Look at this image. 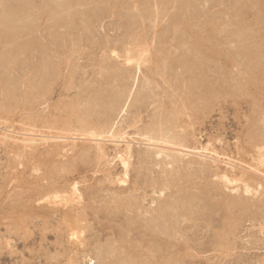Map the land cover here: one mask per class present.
<instances>
[{
  "label": "rangeland",
  "instance_id": "374dc122",
  "mask_svg": "<svg viewBox=\"0 0 264 264\" xmlns=\"http://www.w3.org/2000/svg\"><path fill=\"white\" fill-rule=\"evenodd\" d=\"M23 1L0 4V132L49 143L0 135V264H264V0H30L14 22ZM161 212L178 223L158 261Z\"/></svg>",
  "mask_w": 264,
  "mask_h": 264
},
{
  "label": "bare ground",
  "instance_id": "6f19581e",
  "mask_svg": "<svg viewBox=\"0 0 264 264\" xmlns=\"http://www.w3.org/2000/svg\"><path fill=\"white\" fill-rule=\"evenodd\" d=\"M10 1V0H9ZM12 1V0H11ZM77 1V0H76ZM82 1V0H81ZM108 1V0H107ZM112 1V0H111ZM110 1V2H111ZM177 1V0H176ZM182 1V0H181ZM3 2V0H0V4ZM14 2V1H13ZM16 2V1H15ZM73 2V1H72ZM109 2V4H111ZM124 2H125V0H124ZM4 3V2H3ZM23 3L25 4V6L23 7V8H19L20 10H18L17 12H15L13 15H10L9 16V18L11 19V20H13L14 22H17V21H22L23 19H25L26 18V16L27 15H29V11H31L32 9L31 8H28V6L30 5V0H24L23 1ZM46 3V2H45ZM63 3V2H62ZM113 3V2H112ZM236 3V2H235ZM114 4H116V2L114 3ZM123 4V3H122ZM142 4V3H141ZM156 4V3H155ZM76 5V4H75ZM181 5V4H180ZM179 5V6H180ZM21 6V5H20ZM112 6V5H111ZM110 6V7H111ZM4 7V6H3ZM19 7V6H18ZM183 7V6H182ZM181 7V8H182ZM55 8V7H54ZM53 8V9H54ZM235 8V7H234ZM31 9V10H30ZM45 8H43V10H44ZM60 9H62L61 7H59V8H57V10H55V13H58V12H60ZM160 9V8H159ZM188 9V8H187ZM186 9V10H187ZM38 10H41V9H38ZM42 10V11H43ZM51 10V9H50ZM33 11V10H32ZM66 11V10H65ZM37 12V11H36ZM48 12V11H47ZM180 12H181V10H180ZM183 12V11H182ZM241 12H242V10H241ZM49 13V12H48ZM157 13V12H156ZM46 14V13H45ZM52 14V13H51ZM182 14V13H181ZM185 14V13H184ZM32 15H34V14H32ZM36 15V14H35ZM145 15V14H144ZM169 15V14H168ZM35 17V16H34ZM44 17H45V15H44ZM50 17V16H49ZM157 17V16H156ZM7 19H8V17L6 16V14H5V12H3V11H0V22L2 23V24H4V25H7L8 23H7ZM34 24V23H33ZM36 24V23H35ZM32 25V24H31ZM215 25V24H214ZM26 26V25H25ZM34 26V25H33ZM183 26V25H182ZM190 26V25H189ZM217 26V25H216ZM176 28V27H175ZM11 29H13V30H15V31H17L16 30V28L15 27H11ZM210 30V29H209ZM23 32V31H22ZM207 32H209V31H207ZM206 32V33H207ZM174 33V32H173ZM172 33V34H173ZM210 33V32H209ZM3 34V33H2ZM17 34H21V31H17ZM186 34V33H185ZM184 34V35H185ZM208 34V33H207ZM2 36V35H1ZM18 36V35H17ZM23 36V35H22ZM59 36V35H58ZM29 37V36H28ZM19 39H21V38H19ZM43 40H44V38H43ZM204 40V39H203ZM62 41V40H61ZM201 42V41H200ZM215 42V41H214ZM8 43V42H7ZM13 43V42H12ZM15 43V42H14ZM199 43V42H198ZM17 44V43H16ZM137 45V44H136ZM201 45V44H200ZM196 46H198L197 44H196ZM6 47V46H5ZM18 47V46H17ZM32 46H27V45H24V46H19L17 49H16V51L17 52H20V51H25V50H27L28 48H31ZM48 47V46H47ZM241 47V46H240ZM42 48V47H41ZM131 48V47H130ZM197 48V47H196ZM195 48V49H196ZM201 48V47H200ZM203 48V47H202ZM205 48V47H204ZM38 49V48H37ZM139 49V48H138ZM208 49V48H207ZM210 49V48H209ZM34 50V52H36L35 51V49H33ZM32 50V51H33ZM205 50V49H204ZM215 50V49H214ZM44 51V50H43ZM138 51V50H137ZM195 51V50H194ZM130 52V51H129ZM144 52H146L147 53V51H145V50H143V49H141V50H139L138 51V53H137V56H133V58L131 57V56H129L130 54H128V56H129V59H128V61H129V63H131L132 62V60L133 61H137L136 63H138V69H139V66H141V64H142V62H144V61H142L143 60V58L145 59L146 58V55H145V53ZM259 52V51H258ZM262 52V51H261ZM10 54V53H9ZM23 55H24V53H22ZM149 54V53H148ZM143 55H145V57L143 56ZM205 55H206V53H205ZM211 55V54H210ZM218 56V55H217ZM131 57V58H130ZM30 58V57H29ZM126 58H128V57H126ZM147 59V58H146ZM198 59V58H197ZM131 60V61H130ZM51 64V63H50ZM16 65V64H15ZM255 65V64H254ZM17 66H19V65H17ZM251 66V65H250ZM191 67V66H190ZM191 69V68H190ZM6 70V69H5ZM152 70V69H151ZM46 72H48V71H46ZM202 72V71H201ZM154 73V72H153ZM156 73V72H155ZM43 76V75H42ZM252 76H253V74H252ZM4 78H5V76H4ZM45 78V77H44ZM251 78V77H250ZM253 78V77H252ZM11 80V79H10ZM51 82V81H50ZM203 82V81H202ZM249 82V81H248ZM44 83V82H43ZM191 83V82H190ZM46 84H48V83H46ZM249 84V83H248ZM2 85V84H1ZM15 85V84H14ZM255 86V85H254ZM1 87V86H0ZM26 87V86H25ZM5 88H6V86H5ZM29 88V87H28ZM45 88H47V87H45ZM260 90V89H259ZM34 91L35 92H38L39 91V93H40V89H39V87L38 86H34ZM34 92V93H35ZM6 93V92H5ZM8 94V93H7ZM18 94V93H17ZM48 96V95H47ZM9 97L10 96H8V99H9ZM11 98V97H10ZM22 99V98H21ZM92 101H94L93 99H92ZM18 107V106H17ZM124 109V108H123ZM122 109V110H123ZM121 110V111H122ZM124 111V110H123ZM122 111V112H123ZM12 113V112H11ZM10 113V114H11ZM72 114V113H71ZM105 115V114H104ZM37 117V116H36ZM163 121H166V120H164L163 119ZM168 121V120H167ZM70 123V122H69ZM85 123V122H84ZM93 123V122H92ZM165 123H167V122H165ZM97 124V123H96ZM100 124V123H99ZM1 126V125H0ZM113 126H114V123H113ZM166 126V125H165ZM113 128V127H112ZM1 131V130H0ZM31 131V130H30ZM96 131V130H95ZM112 131V130H111ZM111 131H109V132H111ZM153 131H155V132H153V134L155 133L156 134V136H153V138L154 137H157V138H159L158 140L157 139H153L152 137L150 138L151 140H149L154 146H156V147H158V148H160L161 149V147H159V145H165V147H163L162 146V148H165L166 149V144H171V143H169V140L167 141V140H164L165 139V137L164 136H168V132H169V128H166V127H163V126H159L158 127V129L156 128L155 130H153ZM2 132V131H1ZM0 132V135H1V139H2V141H7L8 142V139H13V140H11V141H20L21 143H23L24 145H26L28 148L30 147H32V148H35L37 145H42V144H46V143H49L48 141V139H45V138H43V136H42V134L41 135H38L37 136V134H35V135H33V136H30V135H27V134H23L22 135V139H15V138H17V137H15V138H12V137H10L9 136V134L7 135V134H5V131H4V133H1ZM9 132V131H8ZM7 132V133H8ZM105 132V131H104ZM9 133H12L13 134V132H9ZM16 133V132H15ZM14 133V135H17V134H15ZM32 133V132H31ZM29 134V133H28ZM113 134V133H112ZM112 134H111V140H112V142L113 143H115L116 144V146H118V147H120L121 146V144L120 143H125L124 144V149L122 148L121 149V152H122V150H123V153H120L119 154V158L122 160L121 162L124 164V167L127 169L129 166H128V159L131 157L132 158V154L134 153L133 152V142H126L125 141V139H117V138H115V136H112ZM159 137H158V136ZM175 135V134H174ZM12 136V135H11ZM93 136V135H92ZM95 137V136H94ZM94 137H92L93 139H94ZM97 137V136H96ZM95 137V138H96ZM51 139H62L63 140V144H65L66 146L68 145V146H71V144H72V142H71V138L70 137H67V136H60V137H53V138H51ZM89 139V138H88ZM98 139H100L99 141L102 143V141H104V138H98ZM153 139V140H152ZM174 139V138H173ZM56 140V142H58V144H59V141H57ZM62 140H61V142H62ZM77 140V139H76ZM90 140V139H89ZM110 140V141H111ZM123 140V141H122ZM175 140V139H174ZM179 140V139H178ZM16 141V142H17ZM51 141H53V140H51ZM96 141H98V140H96ZM173 141V140H172ZM171 141V142H172ZM179 142H180V140H179ZM150 143V144H151ZM10 144V143H9ZM100 144V143H99ZM151 144V145H152ZM47 145V144H46ZM60 145H62V144H60ZM74 145V144H73ZM101 145V144H100ZM100 145H97L99 148L98 149H101V146ZM123 145V144H122ZM152 145V146H153ZM25 146V147H26ZM67 146V147H68ZM179 146V145H178ZM62 147V146H61ZM64 147V146H63ZM62 147V148H63ZM155 147V148H156ZM21 148V147H20ZM172 148V147H171ZM23 149V148H22ZM64 149V148H63ZM119 149V148H118ZM117 149V150H118ZM97 150V149H96ZM116 150V149H115ZM167 150V149H166ZM180 150H181V148H180ZM186 150V149H185ZM204 151H202L201 152V150H195L196 152H194V153H196V155L197 156H199L200 158H202V159H206V160H208V158H210L211 160H213L215 163H220V162H223L224 164L226 163L225 161H222L219 157H211L209 154H210V151H208L209 152V154L207 153V152H205V149H203ZM60 151V150H59ZM163 151H164V149H163ZM193 151V150H192ZM99 152V151H98ZM105 152V151H104ZM162 152V151H161ZM161 152H159L158 153V155L159 154H161ZM172 153H170L169 155H167V158H170L171 159V162L172 163H174L173 161H175V162H178L179 160H180V158L178 157V155H177V153H182L183 154V152L182 151H179V150H177V151H171ZM187 152V151H186ZM193 153V152H192ZM193 153V154H194ZM101 154V153H100ZM163 154V153H162ZM185 155V154H184ZM100 156V155H99ZM104 156V155H103ZM102 156V157H103ZM106 156V155H105ZM186 156H188V155H186ZM196 156V157H197ZM210 156V157H209ZM130 158V159H131ZM224 160V159H223ZM130 163V162H129ZM121 164V163H120ZM227 165H230V167L232 168V169H235V168H237V166L235 165V164H233V163H231V162H228V163H226ZM130 165V164H129ZM262 165H263V163H262ZM123 166V165H122ZM239 168V167H238ZM240 170V169H239ZM125 171H128V170H125ZM229 172V171H228ZM236 172V171H235ZM247 172V171H246ZM245 172V173H246ZM126 173V172H125ZM126 175H127V173H126ZM128 177V176H127ZM226 179H227V181H229V183L230 182H232L231 181V179L227 176V175H225L224 176ZM128 180V179H127ZM240 181V180H239ZM243 181V180H242ZM247 181H248V179H247ZM250 181V180H249ZM123 183H126V181H124ZM233 183V182H232ZM251 183V182H250ZM76 184V183H75ZM243 184H244V182H243ZM232 185V184H231ZM77 189H78V187H77ZM77 189H75V192L77 191ZM253 190H254V188H252ZM261 189V188H260ZM79 190V189H78ZM248 191H249V188H248ZM255 191V190H254ZM78 193L80 192V191H77ZM73 194H74V192H72ZM77 193H75V195H76ZM80 194V193H79ZM73 199V198H72ZM237 201V200H236ZM67 202V201H66ZM189 202V201H188ZM192 202V201H191ZM230 202V201H229ZM185 203V202H184ZM244 203V202H243ZM135 204V203H134ZM133 204V205H134ZM178 204V205H177ZM176 205H177V207L178 206H182V205H179L180 203H177ZM193 204V203H192ZM176 205H171V206H173V208H174V206H176ZM185 205V204H184ZM191 205V204H190ZM232 205H233V203H232ZM236 205V204H235ZM255 205V204H254ZM195 207H196V205H194ZM131 207V206H130ZM140 208V207H139ZM176 208V207H175ZM245 208V207H244ZM168 209V208H167ZM166 209V210H167ZM170 210H172V208L170 209ZM246 210V209H245ZM168 211H169V209H168ZM190 211V210H189ZM192 211H193V209H192ZM191 211V212H192ZM126 212V211H125ZM132 212V211H131ZM164 212H165V210H164ZM141 213V212H140ZM167 213V212H166ZM196 213V212H195ZM194 213V214H195ZM158 214H159V212H158ZM171 214V213H170ZM231 215V214H230ZM159 216V215H158ZM170 216H168V214H167V216L166 215H163L162 216V212H161V215H160V217H157L158 219H159V221L160 220H162V221H160V223H158L154 228H152V229H150V230H148V232H149V234H150V236H149V234H148V232H146L145 233V236H148V237H151L152 238V240H151V238H150V241H153V245L151 246V247H149V251H151L153 254H154V256H156L157 257V260L159 261L160 260V258H162V257H164V255H165V253H166V250H167V248H166V245H168V242L166 241V238H167V240H168V238H171V237H173L172 235L177 231V223L176 222H174L173 220H171L170 218H169ZM175 217V216H174ZM75 218V217H74ZM142 218H144V217H142ZM156 218V219H157ZM174 219H176V218H174ZM178 219V218H177ZM176 219V220H177ZM23 220V219H22ZM143 220V219H142ZM114 221V220H113ZM176 223V224H175ZM78 224V223H77ZM153 227V226H152ZM234 227V226H233ZM237 229V228H236ZM221 230V229H220ZM231 230V229H230ZM234 230V229H233ZM75 236V235H74ZM115 236V235H114ZM124 239V238H123ZM162 239H165L164 241H166L167 242V244L166 245H164V243L162 244V243H160V241L162 240ZM139 240V242L142 240V238L141 239H138ZM142 242V241H141ZM163 242V241H162ZM165 242V243H166ZM130 244H132V248H134L135 246V244L132 242H130ZM147 244H148V242H147ZM122 245V244H121ZM121 245H120V247H121ZM150 246V245H149ZM119 247V248H120ZM127 247V246H126ZM169 248H170V246H169ZM129 249H130V247H129ZM128 249V250H129ZM139 250V249H138ZM219 250V249H218ZM99 251V250H98ZM118 251V249H116V248H111L110 250H108V252H106L104 255H103V260H104V262L105 263H108V261H110L109 259H110V256H112V257H114V256H117L116 254H118V253H116ZM130 251V250H129ZM120 252V251H119ZM121 252H122V250H121ZM126 252V251H125ZM137 252V251H136ZM124 253V252H123ZM103 254V253H102ZM114 254V255H113ZM168 254V253H167ZM158 255V256H157ZM100 256V255H99ZM118 257V256H117ZM125 257H127V256H125ZM177 259V258H176ZM115 260V259H114ZM113 260V261H114ZM118 260H120L119 262H118V264H139L140 262H138V261H136L135 259H133V258H122V257H119V259ZM117 260V261H118ZM94 261V260H93ZM113 261H112V263H113ZM111 263V262H110ZM156 264H159V262H157ZM173 264V263H172Z\"/></svg>",
  "mask_w": 264,
  "mask_h": 264
}]
</instances>
